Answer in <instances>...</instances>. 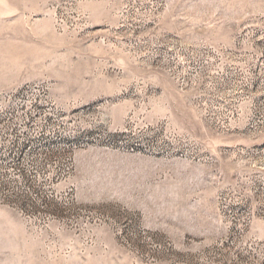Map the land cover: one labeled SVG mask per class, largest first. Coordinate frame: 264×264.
<instances>
[{"label":"rangeland","instance_id":"obj_1","mask_svg":"<svg viewBox=\"0 0 264 264\" xmlns=\"http://www.w3.org/2000/svg\"><path fill=\"white\" fill-rule=\"evenodd\" d=\"M26 83L64 135L0 264H264V0H0Z\"/></svg>","mask_w":264,"mask_h":264},{"label":"built area","instance_id":"obj_2","mask_svg":"<svg viewBox=\"0 0 264 264\" xmlns=\"http://www.w3.org/2000/svg\"><path fill=\"white\" fill-rule=\"evenodd\" d=\"M64 124L63 111L42 84L0 91V199L29 193L61 149Z\"/></svg>","mask_w":264,"mask_h":264}]
</instances>
